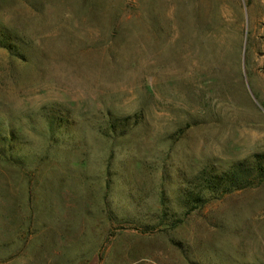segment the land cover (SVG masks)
<instances>
[{
	"label": "rangeland",
	"instance_id": "374dc122",
	"mask_svg": "<svg viewBox=\"0 0 264 264\" xmlns=\"http://www.w3.org/2000/svg\"><path fill=\"white\" fill-rule=\"evenodd\" d=\"M197 63V64H196ZM264 0H0V264H264Z\"/></svg>",
	"mask_w": 264,
	"mask_h": 264
},
{
	"label": "trees",
	"instance_id": "16d2710c",
	"mask_svg": "<svg viewBox=\"0 0 264 264\" xmlns=\"http://www.w3.org/2000/svg\"><path fill=\"white\" fill-rule=\"evenodd\" d=\"M260 156L254 155L256 165L238 162L222 172L214 169L199 171L194 177L200 184L199 190L190 189L185 192L186 200L191 204L188 212L207 201L208 197L203 192L209 194L210 198H214L250 186L255 179L264 180V166L260 161Z\"/></svg>",
	"mask_w": 264,
	"mask_h": 264
},
{
	"label": "bare ground",
	"instance_id": "6f19581e",
	"mask_svg": "<svg viewBox=\"0 0 264 264\" xmlns=\"http://www.w3.org/2000/svg\"><path fill=\"white\" fill-rule=\"evenodd\" d=\"M197 64V63H196Z\"/></svg>",
	"mask_w": 264,
	"mask_h": 264
}]
</instances>
